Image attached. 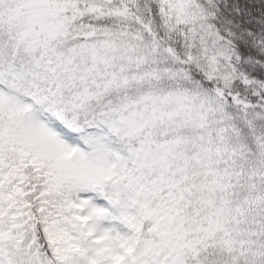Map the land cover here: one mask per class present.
I'll use <instances>...</instances> for the list:
<instances>
[{
    "label": "snow or ice",
    "instance_id": "obj_1",
    "mask_svg": "<svg viewBox=\"0 0 264 264\" xmlns=\"http://www.w3.org/2000/svg\"><path fill=\"white\" fill-rule=\"evenodd\" d=\"M0 264H264V0H0Z\"/></svg>",
    "mask_w": 264,
    "mask_h": 264
}]
</instances>
